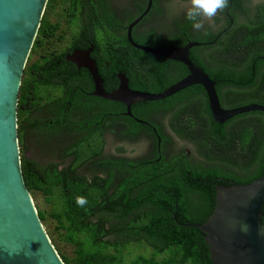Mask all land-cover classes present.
I'll list each match as a JSON object with an SVG mask.
<instances>
[{
	"label": "trees",
	"instance_id": "16d2710c",
	"mask_svg": "<svg viewBox=\"0 0 264 264\" xmlns=\"http://www.w3.org/2000/svg\"><path fill=\"white\" fill-rule=\"evenodd\" d=\"M94 1L48 0L23 71L17 106L21 168L30 194L41 195L46 204V209L38 207L39 218L46 227L54 223L53 232L71 247V254L64 253L49 231L65 264H212L204 233L185 224H202L208 219L217 185L248 184L264 174V113H243L218 124L212 119L203 87L191 85L161 103L164 108L180 103L171 117L183 118L186 129L174 128L173 132L194 143L193 153L183 150L156 160L155 152L152 161L142 167L123 158L104 160L102 165L110 172L104 186L98 176L90 180L76 173L104 145L100 128L93 130L90 124L124 122L128 134H135L140 124L117 116L125 109L123 104L92 96L89 71L66 60L67 55L92 47L90 56L108 92L118 87V74L127 77L131 89L150 93L163 89L153 87L157 84L166 88L173 83H162L159 74L149 73L155 61L166 58L128 42L126 29L131 19L124 21L105 8L99 11L98 0ZM231 2L211 18L214 25L227 11L236 16L235 2ZM53 8L70 30V40L60 50L49 48H56L66 37V30L58 31L60 21L49 17ZM255 13L252 25L223 34L213 45L189 50L190 60L215 82L224 108L264 104V59L254 56L264 55V2ZM182 20H177L182 30L192 29L186 41L158 44L150 35L132 33L133 41L158 49L213 39L211 29L196 32L191 21ZM200 51L210 58L211 66L205 65ZM151 79L159 83L151 85ZM93 132L96 141L90 142ZM32 142L39 147L41 159L50 155L61 162L27 156ZM67 157H77V161L63 165ZM77 197L87 203L77 205ZM131 213L132 218L126 219Z\"/></svg>",
	"mask_w": 264,
	"mask_h": 264
},
{
	"label": "water",
	"instance_id": "95a60500",
	"mask_svg": "<svg viewBox=\"0 0 264 264\" xmlns=\"http://www.w3.org/2000/svg\"><path fill=\"white\" fill-rule=\"evenodd\" d=\"M48 0H0V264H65L55 249L39 218L32 196L25 186L21 168L18 138L17 106L22 75L37 36ZM127 27V40L135 48L175 60L189 73L161 93L133 90L124 74H118L119 85L106 91L92 47L75 50L65 57L79 68L89 71L94 83L92 96L124 103L129 115L131 104L160 100L191 85L203 87L214 122L223 124L232 117L263 112L264 104L251 103L224 108L215 82L195 65L188 52L198 42L184 47L152 49L133 41L132 29L147 13ZM264 174L248 183L217 185L212 214L202 224H185L204 233L212 264H264ZM246 223L247 232L240 230Z\"/></svg>",
	"mask_w": 264,
	"mask_h": 264
},
{
	"label": "flooded vegetation",
	"instance_id": "af4514ba",
	"mask_svg": "<svg viewBox=\"0 0 264 264\" xmlns=\"http://www.w3.org/2000/svg\"><path fill=\"white\" fill-rule=\"evenodd\" d=\"M95 0L94 2H96ZM150 0H98V7L99 11H103L102 8L106 10H110V12L114 16L131 19L133 21L140 15L144 13L147 9ZM232 0H230L229 4L231 5ZM235 2L236 10L234 13L236 16H232L227 11L225 14H220L223 17L220 23H216L214 28L204 27L200 31L206 33L207 30L211 29L210 33L214 35L212 40L209 41H192L200 43L199 47L206 46V45H213L214 42L220 41L221 36L223 34H227L229 31L232 32L235 28H241V26L252 25L251 22L256 20V7L259 3L264 2V0H233ZM84 2V1H83ZM84 5L86 9L91 10L92 6L85 2ZM186 11H183L180 15L176 14L175 11V0H151L150 7L147 13L142 17V19L133 27L132 33L136 34L137 36H145L150 35L153 39L157 40V43H175L176 39L181 41H186L188 35H191L192 29L182 30L180 26L177 25V20H182L183 22L186 20ZM218 13V12H217ZM89 14V13H88ZM65 24L66 20L64 19ZM181 22V21H180ZM123 31V30H122ZM127 33V29H126ZM216 34V35H215ZM146 47V46H145ZM173 46H168L165 48H169ZM184 47V46H182ZM150 48V47H149ZM165 48H158V49H165ZM155 49V48H152ZM209 51L207 50V53ZM189 55V52H188ZM200 58L203 60L206 66H211L212 61L208 58L207 54L203 51L199 52ZM255 57H259L260 59H264L263 54H254ZM231 62V61H229ZM194 63V62H193ZM195 64V63H194ZM197 65V64H195ZM254 65V64H253ZM198 66V65H197ZM147 71V68L144 69ZM149 73H157L159 74V78L162 83H171L166 88L162 86H153L156 88H160L158 93H161L168 89L170 86L184 78L188 73V69L185 65L181 62L167 59L166 60H159L155 61L154 65H151L149 69ZM177 77L179 79L177 80ZM153 85L155 82L159 83L158 81L151 79ZM129 82V81H128ZM152 87V86H151ZM147 92V91H146ZM150 93V92H149ZM155 94V93H154ZM175 95V94H173ZM206 97V94H204ZM171 97V96H169ZM168 97V98H169ZM207 99V97H206ZM165 100V98H164ZM152 104L148 106L146 105V101H139L131 104L130 113L128 114L126 105L121 103L125 106V109L117 114V116L123 115L127 119H132L137 121L139 125V130L135 134H128L127 130V123L124 122H113L109 121L106 123L100 124H90L91 129H95V127L100 128V132L98 133L99 136H102L103 139V148L101 153L95 155L92 154L86 162H83V166L76 169V173L85 175L88 179H93L95 176L102 178L99 180L102 186L105 185L106 180L109 178V170L102 165L104 160L113 159L118 160L123 158L129 162H132L134 167H142L145 164L150 163L152 158L155 156V152L159 155L156 160L160 158H164L166 154H169V157L172 155H176L183 150H174V144L172 142V137L169 135L165 129L169 131H174V128H178L176 130L184 129L186 124L183 118H174L171 117L174 112L181 107L180 103H176L177 107H168L164 108L158 100H152ZM120 103V102H119ZM137 104V105H135ZM133 105V106H132ZM132 111V107L135 108ZM150 107V108H149ZM117 117V118H118ZM117 120V119H116ZM186 129V128H185ZM170 136L171 140L167 137ZM97 137V133H91L90 142H95V138ZM178 137H181L178 135ZM183 140L187 141L188 138L181 137ZM75 139V138H74ZM79 141V137H77ZM145 142H149L145 146ZM29 146V150L27 151L26 155L32 157L35 160L47 162L50 159L54 160L55 162H61V159L53 158L50 155H45L42 159L39 156V147L36 143H31ZM128 147V148H127ZM111 148H113L111 150ZM123 149V150H122ZM131 150V151H129ZM148 155L145 156V152ZM188 151V150H187ZM136 152H142L143 155L135 154ZM144 152V153H143ZM178 152V153H177ZM189 152V151H188ZM126 153V154H125ZM167 156V155H166ZM52 157V158H51ZM56 157V155H55ZM39 158V159H37ZM71 161H77V157H67L65 161H63V165L70 163ZM132 167V166H131ZM117 173L120 171H116ZM127 172V171H125ZM110 190V188H108ZM133 214H129L127 218H132Z\"/></svg>",
	"mask_w": 264,
	"mask_h": 264
},
{
	"label": "rangeland",
	"instance_id": "374dc122",
	"mask_svg": "<svg viewBox=\"0 0 264 264\" xmlns=\"http://www.w3.org/2000/svg\"><path fill=\"white\" fill-rule=\"evenodd\" d=\"M189 7H190V1H184V2H182V1H180V0H175V11H176V14H177V15H180L183 11L187 10ZM49 17H50L51 19H53L54 21H60V27H59V30H58L59 32H61V30H66V31H65V32H66V37L64 38V40L62 41V43H61L59 46H57L56 48L54 47V45H53V46H49V48L52 49V50H53V49L60 50V49H62V47H64V46L68 43V41L70 40V38H69V35H70L69 31H70V30H67V29H66L67 25L65 24L63 18H61V17H58V18H57V16H56V9H55V8H53V9L50 10V12H49ZM211 18H212V17H211ZM211 18L203 17L202 21L200 22L201 25H202V27L199 28V29L194 28V31L197 32V30H201V29L204 28V27L214 28L215 25L212 23ZM64 28H65V29H64ZM26 65H27V63H26ZM165 131H166L169 135H171V137H172V142H173V144H174L173 147H174V150H175V151H178V150H189V151H191L192 153L194 152L195 145H194L193 142H190V141H188V140H187V141L183 140L181 137H178V136H177L172 130L169 131V130L165 129ZM144 143H145V146H146L147 144H149V142L147 143V142H145V141H144ZM127 148H128V147H127ZM112 149H113V148H111V150H112ZM129 151H131V150H129ZM144 152H145V151H144ZM144 152H143V153H144ZM125 154H126V153H125ZM135 154H137V155H139V154L143 155L142 152H136ZM147 155H148V152H147V154H146V152H145V156H147ZM31 196H32V199H33L34 205H35V207L37 208V211H38V207L41 208V209H46V204L44 203V201H43L41 195L37 194V195L34 196V197H33V195H31ZM50 225H51L50 227H49V226L46 227V226L43 224V226H44L45 231L47 232V234L49 233V231H51V232L54 231V223H51ZM49 229H50V230H49ZM53 234H54V238H55V240L57 241V244H58V246L60 247V249H61L64 253H69V254H71V251H72L71 247H70L69 245H67V244L65 243V241L63 240V238L60 237V236L58 235V232H55V233L53 232ZM48 235H49V234H48ZM49 238H50V236H49ZM50 239H51V238H50ZM51 241L53 242L52 239H51ZM54 247H55V245H54ZM55 248H56V247H55ZM57 252H58V251H57ZM58 254H59V252H58Z\"/></svg>",
	"mask_w": 264,
	"mask_h": 264
},
{
	"label": "clouds",
	"instance_id": "9594fccd",
	"mask_svg": "<svg viewBox=\"0 0 264 264\" xmlns=\"http://www.w3.org/2000/svg\"><path fill=\"white\" fill-rule=\"evenodd\" d=\"M229 0H190V7L186 11V19L193 23V27H202L199 22L201 17H214L218 11L224 10L228 6ZM87 203L83 197L76 198V204L83 207ZM249 226L246 223L240 224V230L247 232Z\"/></svg>",
	"mask_w": 264,
	"mask_h": 264
}]
</instances>
